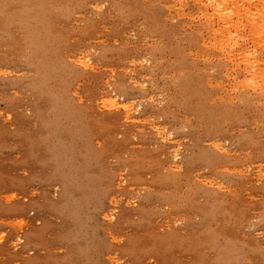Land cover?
Listing matches in <instances>:
<instances>
[{"label":"rangeland","instance_id":"obj_1","mask_svg":"<svg viewBox=\"0 0 264 264\" xmlns=\"http://www.w3.org/2000/svg\"><path fill=\"white\" fill-rule=\"evenodd\" d=\"M214 1L0 0V264H264V0Z\"/></svg>","mask_w":264,"mask_h":264},{"label":"bare ground","instance_id":"obj_2","mask_svg":"<svg viewBox=\"0 0 264 264\" xmlns=\"http://www.w3.org/2000/svg\"><path fill=\"white\" fill-rule=\"evenodd\" d=\"M209 1H210V0H209ZM217 1H218V0H217ZM221 1H223V3H224L225 0H220V2H219V1H218V2L221 3ZM236 1H238V0H236ZM212 2L214 3L215 1L212 0ZM226 2H228V1H226ZM213 3H212V4H213ZM203 4H204V2H203ZM225 4H226V3H225ZM198 5H199V4H198ZM213 5H214V6H217L218 3H217V5H215V4H213ZM224 8H226V6H225ZM213 9H214V8H213ZM219 9H221V8H219V7L217 8V7H215V10H216V11H215V14H218V10H219ZM233 9H234V8H233ZM221 11H222V10H220L219 13H221ZM230 11H231V10H230ZM258 11H259V10H258ZM216 12H217V13H216ZM263 12H264V11H263ZM223 13H224V11H223ZM223 13H221V15H222ZM224 14H225V13H224ZM228 15H229V14H228ZM230 15H231V14H230ZM253 15H255V14H253ZM260 15H261V14H260ZM263 15H264V14H263ZM208 16H209V15H208ZM223 16H224V15H223ZM223 16H221V17L223 18ZM226 16H227V13H226ZM226 16H225V17H226ZM249 16H252V15H249ZM249 16H248V17H249ZM210 17H211V16H210ZM225 17H224V18H225ZM228 17H229V16H228ZM262 17L264 18V16H262ZM213 18H214V17H213ZM218 18H219V17H218ZM249 18H250V17H249ZM252 18H253V17H252ZM253 19L255 20V17H254ZM219 21H220V20H219ZM255 21H256V20H255ZM208 22H209V21H208ZM218 23H219V22H218ZM259 24H260V23H259ZM202 25H203V24H202ZM262 26H263V25H262ZM226 28H227V27H226ZM217 29H218V28H217ZM217 29H216V30H217ZM221 31H222V30H221ZM218 34H219V33H218ZM220 34H221V33H220ZM208 35H209V34H208ZM211 37H212V36H211ZM215 37H216V36H215ZM217 39H218V38H217ZM223 41H225V40H223ZM261 42H262V41H261ZM228 43H229V42H228ZM228 43H227V44H228ZM262 43H263V42H262ZM243 54H244V53H243ZM243 56H244V55H243ZM247 59H248V58H247ZM243 60H244V59H243ZM261 61H262V60H261ZM262 63L264 64L263 61H262ZM260 64H261V63H260ZM260 64H259V65H260ZM86 65H87V64H86ZM235 65H236V64H235ZM237 65H239V64H237ZM258 68H260V66H259ZM207 70H208V69H207ZM257 71H258V70H257ZM253 76H254V75H253ZM247 86H248V85H247ZM114 89H115V88H114ZM110 97H111V96H110ZM104 98H105V97H104ZM106 98H108V97H106ZM104 103H105V104H108V105H110V106H113V108H114V106H118V104H119V103L117 102V100H115V99H113V98H109V99L105 100ZM127 106H128V105H127ZM119 107H120V106H119ZM121 107H122V106H121Z\"/></svg>","mask_w":264,"mask_h":264}]
</instances>
